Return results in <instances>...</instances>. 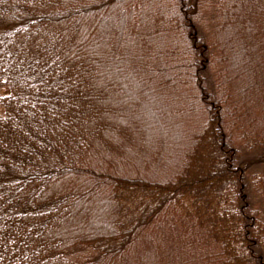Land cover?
I'll return each instance as SVG.
<instances>
[{
  "label": "trees",
  "instance_id": "16d2710c",
  "mask_svg": "<svg viewBox=\"0 0 264 264\" xmlns=\"http://www.w3.org/2000/svg\"><path fill=\"white\" fill-rule=\"evenodd\" d=\"M248 152L264 0H0V264H264Z\"/></svg>",
  "mask_w": 264,
  "mask_h": 264
},
{
  "label": "rangeland",
  "instance_id": "374dc122",
  "mask_svg": "<svg viewBox=\"0 0 264 264\" xmlns=\"http://www.w3.org/2000/svg\"><path fill=\"white\" fill-rule=\"evenodd\" d=\"M132 88H134V85H132V87H129L128 89L131 90ZM142 161H143V159L140 160L139 162H140V165L142 164L144 166L142 169L144 171H156V170H152V169L158 168L157 166H156V168H153L154 161H152L151 159H146V161H144V162H142ZM239 163L240 164L241 163L242 164L247 163V164H245L247 166L246 171H264V165L255 161V159H253V156H251L250 152L241 154V157L239 158ZM124 164H126V162H124ZM128 165H129V163H128ZM150 168H152V169H150ZM130 169L133 170L132 167H130Z\"/></svg>",
  "mask_w": 264,
  "mask_h": 264
}]
</instances>
